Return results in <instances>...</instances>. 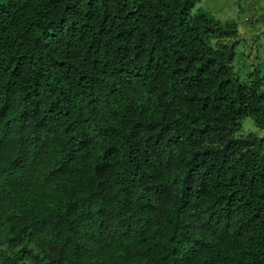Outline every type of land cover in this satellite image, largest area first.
<instances>
[{"label":"trees","instance_id":"trees-1","mask_svg":"<svg viewBox=\"0 0 264 264\" xmlns=\"http://www.w3.org/2000/svg\"><path fill=\"white\" fill-rule=\"evenodd\" d=\"M200 1L0 0V264H264V66Z\"/></svg>","mask_w":264,"mask_h":264},{"label":"crops","instance_id":"crops-1","mask_svg":"<svg viewBox=\"0 0 264 264\" xmlns=\"http://www.w3.org/2000/svg\"><path fill=\"white\" fill-rule=\"evenodd\" d=\"M203 6H209L217 18L219 15L230 16L238 21L240 35L249 32L264 33V0H201ZM223 12V14H222ZM219 19V18H218ZM225 20V19H220ZM262 55L259 52L252 54L247 66L261 62Z\"/></svg>","mask_w":264,"mask_h":264},{"label":"rangeland","instance_id":"rangeland-1","mask_svg":"<svg viewBox=\"0 0 264 264\" xmlns=\"http://www.w3.org/2000/svg\"><path fill=\"white\" fill-rule=\"evenodd\" d=\"M203 1V0H202ZM198 5H201V1L198 3ZM207 10H209L213 15L214 12L209 6H204ZM223 14V12H222ZM237 15H234V18H236ZM219 19H226L227 16L219 15L217 17ZM228 18H231L228 16ZM242 41L236 46V58H235V67H240L241 71L244 72L245 66L248 63V60L252 54H256L257 52L262 55V65L264 66V33H253L249 34V32L243 33L242 35ZM245 65V66H242ZM251 69V68H250ZM243 131H257L258 128L254 122V120L251 117H245L243 118ZM264 135V132L261 134Z\"/></svg>","mask_w":264,"mask_h":264}]
</instances>
